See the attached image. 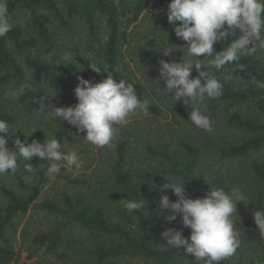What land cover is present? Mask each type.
I'll use <instances>...</instances> for the list:
<instances>
[{
  "label": "trees",
  "instance_id": "1",
  "mask_svg": "<svg viewBox=\"0 0 264 264\" xmlns=\"http://www.w3.org/2000/svg\"><path fill=\"white\" fill-rule=\"evenodd\" d=\"M169 2L170 0H157L152 8L155 11L167 9ZM148 3V0H140L134 6V16L129 24L139 19L143 10L148 7ZM19 7L25 9L30 21V29L24 30L14 26L6 36L0 37V70L12 74L20 82H25L26 71L16 53L27 52L24 63L31 72V85L45 95L44 101L47 104L57 107L74 106L78 103L74 93L78 83L67 82L66 76L77 75L96 83L99 82V78H106L109 72L115 80L123 79L133 84L137 96L142 101L145 99L149 101L148 115L155 119L164 116V108L158 100L152 98L145 84L120 68L123 46L127 43V30L120 24V14L115 0H64V7H61L56 0H8L9 14ZM99 18L105 19L107 35L104 42H101L102 50L98 58L92 54L85 56L80 62L63 60L51 63L43 58L31 56L30 52L34 49L45 47L46 51H49L48 47L53 41L51 27L57 22L62 27H68L72 22L81 20L91 36H96ZM232 37L223 42H216L214 50H223ZM7 39L13 43V48L8 47ZM158 57L168 62L173 59L182 60L172 54L169 56L161 54ZM234 64L238 67L237 71L245 76V80L240 84H235L219 70L207 66L205 70L218 78L223 85V93L218 98V102L222 105L225 103L231 108V110L225 108L227 112L225 125L236 135H243V138L236 142L223 144L220 148L221 157L230 161H240L254 156L255 153L260 154L264 150V88L257 87L253 82L254 79L264 81V66L260 59L248 55L242 56ZM93 65L101 72L97 73L93 70L90 67ZM197 75L198 71L194 67L191 76ZM43 115L45 118L46 113ZM140 116L144 114L137 113L128 119L133 118L137 122ZM0 119L6 120L9 125L17 122L14 112L7 109L0 111ZM172 119L174 126L178 123L175 113ZM135 122L123 125L121 129L125 131ZM45 125L44 136L31 137L28 143L33 139L43 143L45 139L55 138L60 141L63 148L65 144L77 141L73 133L74 126L67 121L47 118ZM131 136L124 132L123 138L114 142L107 166L112 180L108 192H105V188L101 186L97 188L80 174L67 173L62 167L61 171L67 173L66 181L86 188V193L79 192L73 196L64 192L62 202L52 199L41 202V208L49 214L64 217L66 221L59 223L54 229L34 236L32 241L34 255L44 246L48 250L58 252L60 247L67 243L64 240V232L69 224H76L93 233L95 242L92 245L94 248L91 264H126L123 260L126 257H149L163 263L169 262L175 255L186 253L183 249L167 246L161 238L167 228L175 229L174 222L165 219L170 214V210H163L162 213L159 211L158 203L162 195H167L171 200L169 194L171 189H163L162 186L170 178L174 181L186 180V193L190 198L204 197L211 188L210 178L213 172L209 169L204 172L200 166L202 153L200 148L187 141L185 137L178 139L176 132L160 130L158 127L155 140L151 141V145L147 143L150 153L148 155L156 162L155 168L150 167L137 177L128 162V153L133 146ZM146 136L147 134L141 133L138 138L144 139ZM176 139H178L177 143H174ZM152 144H155V147ZM259 154L247 165L255 187L251 196V213L246 224L250 241L264 249V235H261L253 216L254 211L264 210V158ZM30 162L34 171L31 173L27 171L29 180L25 181L23 176H19L23 191H17L10 186L0 174V194L6 200L5 205L0 206V264H10L14 256L11 240L7 235L14 218L29 211L49 179L47 169L51 161L33 157ZM10 175L15 174L10 172ZM133 200L142 202L144 206L129 213L125 204ZM112 202L115 203V214L118 216L115 222L109 219L107 211V205ZM134 219L135 221L132 222ZM164 247L167 248L166 251L161 250ZM58 256L63 259L69 257L63 251ZM220 264H225V260Z\"/></svg>",
  "mask_w": 264,
  "mask_h": 264
},
{
  "label": "rangeland",
  "instance_id": "2",
  "mask_svg": "<svg viewBox=\"0 0 264 264\" xmlns=\"http://www.w3.org/2000/svg\"><path fill=\"white\" fill-rule=\"evenodd\" d=\"M56 1L61 7H64V0ZM139 1L115 0L120 14V24L122 28L127 30V43L123 46V58L121 59L120 68L126 74L144 83L147 91L152 95L154 100L159 101L165 113L160 119H155L148 114L140 116L137 122L133 118L128 119L124 125L129 124V122H135L133 123L134 125H130L125 131L121 129V126H118L119 132L114 142L119 138H123L124 132L125 134L129 133V136L132 135L131 140L133 141L131 142L133 146L128 153V162L137 177L150 167L155 168L156 162L148 155L150 153H148L147 143L151 145V141L155 140V133L158 127H160V130H172L176 132L178 139L185 137L187 141L192 142L197 148H200L202 152L200 166L204 172L207 169L213 172L210 178L211 186L219 187L225 192L233 188H239L246 198V204L243 201L237 202L236 214H233L232 217L235 230L240 234L241 244L231 257L225 259V264H264V249L257 243L250 241L247 236L249 229L246 224V220L251 213V196L255 187L254 181L247 170V165L259 153H255L254 156L252 155L240 161H230L221 157L220 148L222 145L230 141L236 142L238 139L243 138V135H236L232 130L227 128L225 125V116L227 114L225 108L229 110L231 108L226 106L225 103L223 105L220 104L218 98L208 99L206 97L203 102L207 106L206 114L212 121L211 131L202 130L190 121L191 107L199 106V102L186 100L185 104L183 100L176 101L174 94H170L165 89V81L161 79L159 72L160 59L158 57L163 54L161 51L170 47L174 49L171 53L172 55L181 59L188 58L187 42L175 35V25L169 23L167 20V9L155 11L152 8V5L157 0H148V7L143 10L139 19L129 24V21L134 16V6ZM9 17L14 26L24 30L30 29V21L24 8H17L13 13L9 14ZM98 23L99 27L96 36H91L87 26L81 20L72 22L68 27H62L57 22L56 25L51 27L53 41L48 47L49 51H46L45 47H42L39 50H32L30 54L32 57L43 58L51 63H58L63 60L80 62L85 56L92 54L98 58L102 50L101 42H104L107 35L105 19L99 18ZM176 23L179 24L178 21ZM236 38H238V35L233 36L228 44ZM7 41L8 47L13 48V43L10 39H7ZM16 54L26 71L25 82H20L12 74L0 70V111L7 109L14 112L17 116L16 124L10 125L13 130L16 129L15 132L12 129L9 130L6 146L10 150H13L15 147L14 139L16 137H19L23 141L25 135L31 133L27 136V141L31 137L42 138L47 120V114L44 118L43 113L39 110L40 100L45 95L39 93L31 85V72H29L24 63V59L28 53L17 52ZM248 56L260 59L264 66V49H260L255 54ZM208 59L210 57L200 56L197 62L207 66ZM237 70L238 67L233 63L225 65L219 71L235 84H240L245 80V76H242ZM78 77L81 76H66L65 80L71 84H75L79 82ZM103 79L104 77L99 78V82ZM24 85H28L29 90H25L19 99L10 96L11 92L17 91ZM43 102L46 103L44 100ZM173 112L176 114V122H178L174 124L175 127L172 125ZM73 133L77 141L65 144L62 150L66 153L75 150L81 157L83 164L79 170L75 169V167L69 169L65 166L66 172L80 174L97 188L101 186L105 188V192H108V189L112 185V180L107 166L114 142L112 147L99 148L84 139L86 132H79L73 127ZM141 133L147 134V136L144 139L138 138ZM178 139L174 143H177ZM152 146L155 147V144H152ZM142 153L145 154L142 155ZM259 155L264 158V150ZM28 163L31 162L18 158L19 167L14 173L15 175L11 176L10 172L2 174L7 183L17 191L24 190L19 182V176H23V180L25 181L29 180V175L25 169V164ZM66 172L61 171L53 177H48L49 179L43 185L40 196L29 211L19 214L14 218L13 224L7 231L14 250V256L10 264H32L36 261L39 264H91L92 250L94 248L92 245L95 242V237L91 231L85 230L76 224H69L67 226L64 232V240L67 243L63 244L58 252L56 250H48L44 246L37 251L36 255L33 253L34 246L32 241L36 234L54 229L59 223L66 221L64 217L49 214L44 208H41V202L46 199L62 202L64 192L73 196H76L75 194L79 192L86 193V188L69 184L66 181ZM170 180L175 182L173 178H170ZM169 194L171 201L174 202L177 197L173 194L172 190H170ZM5 201V197L0 194V206L5 205ZM107 211L109 219L115 222L118 216L115 214L114 202L107 205ZM134 221L135 219L132 220V222ZM173 222L175 230L182 229L184 237L191 234L190 228L183 227L179 215H177L176 220ZM136 225L138 226L137 223ZM62 251L69 257L65 259L59 257L58 255ZM123 260L126 264H204L201 261H196L194 256L187 253L175 255L169 262L163 263L158 259L149 257H126Z\"/></svg>",
  "mask_w": 264,
  "mask_h": 264
},
{
  "label": "clouds",
  "instance_id": "3",
  "mask_svg": "<svg viewBox=\"0 0 264 264\" xmlns=\"http://www.w3.org/2000/svg\"><path fill=\"white\" fill-rule=\"evenodd\" d=\"M167 20L175 25V35L187 42L188 58L180 61L173 59L171 62L160 60L161 79L176 101L199 102V106L191 107L189 119L196 127L211 131L212 121L203 102L206 97L219 98L223 85L197 60L200 56L210 57L207 67L220 70L227 64L238 62L242 56L264 49V0H170ZM13 27L8 0H0V37L6 36ZM237 35L238 38L223 50H214L216 42ZM173 50L169 47L161 52L169 56ZM90 67L97 73L101 72L94 65ZM194 67L198 71L196 77L191 76ZM78 81L74 89L78 103L74 106L46 104L44 97L40 100L39 110L46 113L48 119L67 121L79 132H86L84 139L94 146L112 147L119 132L118 126L124 125L131 115L148 113L149 101H142L137 96L134 85L123 79L115 80L109 72L100 82L93 83L83 77H78ZM253 82L257 87L264 88V81L254 79ZM25 90H29L28 85L11 92L10 96L19 99ZM10 129L9 123L0 119V174L15 173L19 167L18 158L31 161L33 157H39L51 161L47 169L49 177L60 173L65 166L77 170L82 167L79 154L75 150L66 153L55 138L45 139L43 143L33 139L28 143L30 133L23 141L16 137L15 147L10 150L6 146ZM15 130L12 129L13 132ZM25 169L30 173L34 171L31 163L26 164ZM167 180L163 189H171L177 199L173 202L167 195H162L158 203L159 211L170 210L165 217L168 221L176 220L179 215L183 227L190 228L191 234L185 238L182 229L167 228L161 235L166 245L183 249L204 264H220L231 257L241 244L232 217L236 214L237 202L245 203V194L239 188L225 192L211 186L204 197L190 198L186 193V180ZM143 206L142 202L135 200L125 204L129 213ZM253 216L261 235H264V210L254 211ZM161 250L166 251L167 248Z\"/></svg>",
  "mask_w": 264,
  "mask_h": 264
}]
</instances>
